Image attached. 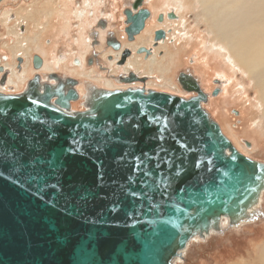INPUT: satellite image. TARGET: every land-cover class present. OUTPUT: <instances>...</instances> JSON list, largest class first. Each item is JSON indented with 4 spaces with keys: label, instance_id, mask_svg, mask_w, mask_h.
<instances>
[{
    "label": "water",
    "instance_id": "95a60500",
    "mask_svg": "<svg viewBox=\"0 0 264 264\" xmlns=\"http://www.w3.org/2000/svg\"><path fill=\"white\" fill-rule=\"evenodd\" d=\"M132 8L129 42L149 17ZM8 74L0 66V87ZM48 80L0 92V264H177L193 240L259 218L264 163L224 135L191 74L177 83L192 97L88 86L82 111L75 81Z\"/></svg>",
    "mask_w": 264,
    "mask_h": 264
},
{
    "label": "rangeland",
    "instance_id": "374dc122",
    "mask_svg": "<svg viewBox=\"0 0 264 264\" xmlns=\"http://www.w3.org/2000/svg\"><path fill=\"white\" fill-rule=\"evenodd\" d=\"M131 1L3 0L0 3V57L9 64H13L12 62L16 61L13 59V54L5 46L8 44L12 45L15 42V39L8 38L7 29L4 28L3 24V16L8 13L11 14L8 21L10 30L14 31L16 28L18 31L21 28L25 29L24 33L19 31L21 35H27L35 39L34 42L36 44L31 45L26 42L25 46L24 41L22 45L30 49V52L32 49L36 50L37 47L40 50H46L47 57L50 61L54 62L53 67L57 70L56 73L67 76L62 72V64L70 66L72 58L80 56L81 47H77V43L81 42L83 37L85 41L82 47L86 50L85 54L87 57L91 56L94 50H97L101 56L106 55L108 52L106 47L102 45L97 48L93 47V41L99 39V35L102 42L104 36L108 32H112L111 39L118 40L121 44L125 42V26L121 11L128 8V4ZM156 2L160 4L161 0H143V6L149 9L151 8L150 5ZM183 6H185V12L182 13L184 14L182 20H179V22L177 20L172 22L168 20L169 24L166 27L171 30L172 35L166 41L164 48L168 49L170 53L174 51L176 43L175 34L173 33L178 28L180 29L181 25L191 26L187 29L191 30L190 37L192 39L189 37V39L184 41L185 43H180L185 44V48L183 47L184 52L182 51V55L178 56L177 63L173 65V62H171L165 70V81L161 80L166 86L160 87L158 81L156 84V80H153V85L161 88L163 92L180 96L181 92L179 89L172 86L173 81L176 82L175 80L180 73L191 74L198 80L204 92L208 94L209 99L204 108L212 119L219 124L224 135L239 152L253 160L264 163V104L261 103L262 100L260 98L262 87L253 81L243 69L241 70L234 64H231L218 47L213 48L208 44L212 40V35L209 34L208 25L202 19L195 2L184 0ZM168 11L175 12L174 8H169L168 10H159L154 14L157 15ZM63 16L65 20L62 18ZM99 21L106 24V33L102 29L97 28ZM19 24L23 25L19 26ZM81 25L84 28L81 29ZM154 27L155 21L152 20L147 25V31L142 35L145 36L146 32L150 33ZM52 31L56 32V34L54 32L51 33ZM82 31L83 36L80 34ZM95 32H98L96 38L94 37ZM53 34L55 42L52 39ZM186 44L188 47L193 45V50L191 47L187 48ZM161 51L163 56L166 50L161 49ZM32 54L40 56L39 52ZM57 56H59V59H66L59 61L56 59ZM23 59L26 62L28 61L27 58L23 57ZM206 64H208L209 69L206 67ZM84 67L87 69V66ZM84 67L81 69H84ZM91 69L95 70L96 76H100L97 69ZM25 70L27 73H24L22 80L20 82L15 81L14 91L20 90L19 85L21 82L31 77L32 71L26 68V66L24 67ZM45 74L47 73H41L42 78ZM155 75L157 78L159 77V73ZM103 77H105L104 80L100 78L103 81L108 79L105 75ZM82 82V80H79L82 88H85V86H98L97 84H83ZM216 89L219 90L218 94L213 97L212 93ZM81 102V100H78L73 103L72 109L77 111L82 110L83 106ZM263 244L264 194L260 205V216L254 223L229 230L222 235H213L205 241L193 240L184 251L183 260L177 264H241L240 261L250 263L258 255V248Z\"/></svg>",
    "mask_w": 264,
    "mask_h": 264
},
{
    "label": "bare ground",
    "instance_id": "6f19581e",
    "mask_svg": "<svg viewBox=\"0 0 264 264\" xmlns=\"http://www.w3.org/2000/svg\"><path fill=\"white\" fill-rule=\"evenodd\" d=\"M192 1L195 2V4L198 6L199 13L201 14L202 19H204V21H206V24L208 25L209 34L212 35V40H210L208 44L213 48L218 47L219 50L225 54L226 59L231 64H234L235 66H237L241 70L243 69V71H245L247 73V75L253 79V81L257 82L258 85H260L262 87V90L260 93V95H261L260 98L262 100L261 103L264 104V0H192ZM183 2H184V0H161L160 4H157V2H156V3H153L152 5H150V7H152L153 12H157L159 10L160 11L161 10H168L169 8H174V11L179 14V16L177 14V16H178L177 22H179V20H182V18H184V16H183L184 14H182L185 12V6H183ZM58 11H57V13H58ZM9 15L11 16V14H8V13L4 14V16H3L4 17V23L3 24H4V28L7 29L8 38L15 39V42H14V44L12 43V45H10V44H8V45L4 44V45L6 46L7 50H9L11 54H13V59H16L17 57H24V58H27V60L29 61L32 58V53L39 52L41 58L43 59V67L39 71L35 70L36 74H38V73H40V74L41 73H47L48 74V73L56 72L57 70H55V68L53 67L54 62L52 60L51 61L49 60V58L47 57V51L46 50H40V48L37 47L36 50L32 49V51L30 52V49H28V48L24 47V45H22L24 41H25L24 42L25 46L27 43H30L31 45L36 44L34 42L35 39L30 38L27 35L26 36H23V34L21 35V33L17 30V28L14 31L10 30L9 23H8ZM152 15H153V13H152ZM165 21L166 22L164 25L165 26L164 29H166V25H167L166 24L167 20H165ZM174 21H176V20H174ZM57 24H59V23H57ZM183 24H184V22H183ZM20 25H23V24H19V26ZM64 27H65V24H64ZM190 27L187 25L186 26L181 25L180 29L178 28V30L175 33H173V34H175V43H176V47H175L173 52L170 53L168 51V49L164 48L165 42L168 41L170 36H171L170 34H168L167 38L163 42V44H160L159 47L157 46L158 48L155 49V52L152 53V55L150 56V58L147 61H144L143 57L142 58L137 57L134 54L127 60L126 65L123 67V69H125V71L134 70V71L140 72V73H142V74H144L150 78L155 73H159V77H161V79H163V81H165V70L167 69V67L170 65L171 62H173V65H174L175 61L178 59V56L182 53L183 47L185 46L184 41L189 39L190 34H191V30L187 29ZM46 28H47V26H46ZM51 30H52V28H51ZM58 31H60V30H58ZM64 31H66V30H64ZM145 31H147V29H145ZM166 31H167V29H166ZM53 32L54 31H52L51 33H53ZM54 34H56V32H54ZM54 34L52 35L53 41H54ZM57 35H59V34H57ZM149 35L150 34L146 32L145 36L142 35L139 39H136L137 42L135 41L136 43L134 45H128V46H130L132 48V50L135 51L137 47H142V46L146 47V46L150 45L151 38L149 39ZM102 38H103V36H102ZM190 38L192 39V37H190ZM194 39H196V38H194ZM82 41H85L84 37H83ZM181 42H184L183 43L184 45L180 44ZM38 44H39V42H38ZM83 45L84 44H82V45L79 44V48L80 47L81 48H80V54H79L80 56H78V57L79 58L81 57V59H84L86 57V54H85L86 50L82 47ZM192 46H189V47H191V49H192L193 48ZM42 47H43V45H42ZM189 47L187 45V48H189ZM161 49H165L166 53L164 54L165 56L163 55V56L159 57L158 52ZM110 54L113 55L115 60L118 58V54L116 52L110 51ZM198 54H199V52H198ZM104 57H105V55H104ZM115 60L111 63L108 62L109 67L115 65ZM199 62H201V61H199ZM6 63H3V65L6 68L12 67V68H9L11 70V72H10V76L8 78L7 83L9 84V86H14L15 85L14 83H16L15 81L20 82L23 78L24 73H27V71L25 70L24 72H22L20 74L18 72V74H17L15 72V70L13 69V66H14L13 64H15L16 62L15 61L12 62L13 64H9V63L6 64ZM206 67L209 69L208 64H206ZM198 68H200V67H198ZM62 70L64 72L66 71L69 75H73L77 80H82L83 84H92L93 83V84H97L98 86H102V87H113V86H115V84H113L112 81H108V80L103 81L104 78L101 75L96 76L95 70H93L91 68L87 69V71L83 72L84 69H76L75 66L73 68L71 65L68 66L67 64H62ZM112 71L116 72V69L112 68ZM159 77L157 78L156 81H159ZM100 78H102L103 80H101ZM149 81H150L149 83L152 82L151 80H149ZM168 81H169V79H168ZM160 85L166 86L165 84H162V83ZM25 86H26V84H25ZM25 86H24V88H25ZM80 86L81 87H79V91L82 92V90H83L82 85H80ZM172 86L175 88L177 87L175 83H173ZM24 88H22V90L14 93V94H18V93L22 92L24 90ZM80 92H79V94H80ZM84 93H85V91H84ZM83 95H81L80 97H82ZM258 249H259L258 255H256L255 259H253L250 263H246L243 261H240V263L241 264H264V244L261 247H259Z\"/></svg>",
    "mask_w": 264,
    "mask_h": 264
},
{
    "label": "flooded vegetation",
    "instance_id": "af4514ba",
    "mask_svg": "<svg viewBox=\"0 0 264 264\" xmlns=\"http://www.w3.org/2000/svg\"><path fill=\"white\" fill-rule=\"evenodd\" d=\"M133 5H138V9L137 10H139V9H146V10H148V12H149V17H148V19L145 21V25H144V29H143V31L138 35V36H136L135 38H134V40L132 41V42H129L128 40H127V37H126V35L124 34V38H125V44H121L118 40H114V39H111V37H112V32H108L105 36H104V40L101 42V37H100V35H99V39H96V40H94L93 41V47L94 48H97V47H99L100 45H102L103 47H106V50H108V52L106 53V55H105V57H104V55H102L101 56V54L97 51V50H94L93 51V54H91V56H86L84 59H81V58H79V57H75V58H73L72 60H71V66H73V68H74V66H75V68L76 69H78V67H79V69H81V68H83L84 66H87V69H90V68H95V69H97V71L99 72V74L103 77V75H105V76H107V78L108 79H106V80H108V81H112L113 82V84H115V86H113V87H102V86H96L97 88H101V89H107V90H114V89H128V88H133V89H144V90H153V91H159V90H161V88H159V87H157L156 85H153L154 84V81L155 80H157V76L154 74L151 78L150 77H148V76H146V75H144V74H142V73H140V72H136V71H134V70H128V71H125V69H123V67L126 65V62H127V60L132 56V55H134V53L136 54V56H138V57H143V60L144 61H147L149 58H150V56L152 55V53H154L155 52V49H157L159 46H160V44H163V42L166 40V38H167V35L168 34H170V35H172L171 34V30H169V28H167L166 27V29H167V31H166V29H164V25H165V20H167V23L166 24H169L168 22V20H170L169 18H168V15L170 14V12L171 13H174L175 15H176V19H173V20H171V22L172 21H174V20H177L178 19V16H177V14H176V12H172V11H169V12H164V13H160V14H157V15H154V13H156V12H153L152 11V7L151 8H146V7H144L143 6V0H132L131 1V3H129L128 4V8H125V9H129V10H131L133 13H135L136 11L135 10H133ZM124 9V10H125ZM124 10H122L121 11V15H122V17H123V22H124V15H123V12H124ZM158 12V11H157ZM163 12V11H162ZM152 13H153V15H152ZM152 15V16H151ZM9 17H10V15H9ZM13 18V17H12ZM11 18V19H12ZM65 17L63 16V19H64ZM151 18V19H150ZM65 20V19H64ZM152 20H154L155 21V27L150 31V35H149V39L151 38V41H150V45H148V46H146V47H144V46H142L143 48H145V50L147 51V52H143V53H141V54H137L136 53V50L137 49H139V48H141V47H137L136 48V50L135 51H133L132 50V48L130 47V46H128V45H134L136 42H137V40L136 39H139L142 35L141 34H143V32L145 31V29H148L147 28V25L152 21ZM149 22V23H148ZM164 23V24H163ZM84 24V23H83ZM124 24V23H123ZM21 26V25H20ZM80 28L82 29V28H84L83 27V25H81L80 26ZM97 28L98 29H102L103 30V32H105V30H106V24H104L102 21H99V23H98V26H97ZM163 29V30H162ZM158 30H162V31H164V34H165V37H164V39L161 41H157L156 43L154 42V33L156 32V31H158ZM169 30V31H168ZM19 31L21 32V33H24L25 32V29L23 30L22 28L21 29H19ZM97 33L98 32H95L94 33V37L96 38L98 35H97ZM106 33V32H105ZM80 34L83 36V31L82 32H80ZM152 34V35H151ZM170 39V38H169ZM136 41V42H135ZM55 42V41H54ZM83 42L84 41H81V42H79L78 44H77V47H79V44L80 45H82L83 44ZM166 43V42H165ZM125 45V46H124ZM158 46V47H157ZM110 51H112V52H116L117 54H118V58L115 60L114 59V57H113V55H111L110 54ZM127 51H129L130 52V55L129 56H127L125 59H124V61H123V63H121L122 62V53H123V55L124 54H126V52ZM162 51L160 50L159 52H158V54H159V57H161L162 56ZM35 55H37V54H32V58L29 60V61H27V62H25V60L23 59V57H17L15 60V64H13L14 66H13V69L15 70V72L18 74V72H19V74L20 73H22V72H24V67L26 66V68H29V69H31L30 71H32V74H31V77L30 78H28V80H30L31 78H32V76H34V74H36V72H35V70L33 69V57L35 56ZM37 56H39V55H37ZM40 58H41V56H39ZM104 57V58H103ZM8 58V57H7ZM42 59V58H41ZM57 59L59 60V61H63L64 59H66V58H61V59H59V56H57ZM20 60V61H19ZM105 60V61H104ZM115 60V65H113V66H110L109 67V63H111V62H113ZM178 60V59H177ZM177 60L175 61V63H177ZM7 61L6 60H3L1 57H0V66L1 67H4V70H6V71H8L9 72V74L7 75V81H6V84L4 85V86H2V87H0V92L2 91V93H5V94H14V93H16V92H19L22 88H24V86H25V84H26V82L28 81L27 79L26 80H24L23 82H21V84H20V90H15L14 91V86H9V84L7 83L8 82V78H9V76H10V72H11V70L9 69V68H12V67H9V68H6L4 65H3V63H6ZM30 62V63H29ZM42 62H43V59H42ZM109 62V63H108ZM8 63V62H7ZM6 63V64H7ZM31 66V67H30ZM43 67V66H42ZM112 68H115L116 69V72H113L112 71ZM87 69L84 67V70H83V72L84 71H87ZM41 70V69H40ZM62 72L64 73V74H66L67 76H62V75H59V74H57L56 72H52V73H48V74H45L44 75V77L42 78V76H41V74H39L40 75V77H41V80L43 81V82H47V83H49V84H54V82L53 81H50V80H48V76L50 75V74H56L57 76H59L60 78H63V79H72L73 81H75L76 82V85H75V89H76V91L78 92L79 91V87H81L80 85L81 84H79V80H77L76 78H74V76L73 75H69L66 71L64 72L63 70H62ZM34 73V74H33ZM130 74H133L134 76H135V81H133L132 83H130V84H124V83H121L122 82V80L123 79H129V76H130ZM185 74H189V73H185ZM155 77V78H154ZM178 77V76H177ZM103 78H105V77H103ZM149 80H151L152 82L151 83H149L150 81ZM154 80V81H153ZM162 80H161V77H159V86L160 87H163L162 85H160L162 82H161ZM176 82H174L173 81V83H175L176 84V88L177 89H179V91L181 92V94H180V96L181 97H184V98H189V97H192V96H194V94H191V93H186V92H184L181 88H180V86L178 85V83H177V78H176V80H175ZM88 82V81H87ZM157 82V81H156ZM199 83V82H198ZM23 84V85H22ZM120 84V85H119ZM148 84V85H147ZM157 84V83H156ZM162 84H165V83H162ZM166 85V84H165ZM199 86H200V84H199ZM88 87V86H87ZM86 86H85V88H82L83 90H82V92H80V94L81 95H85V93H86V88H87ZM78 88V89H77ZM201 88V87H200ZM17 89V88H16ZM202 89V88H201ZM216 90H218V89H216ZM84 91H85V93H84ZM202 91L204 92V90L202 89ZM219 91V90H218ZM79 92H78V94H79ZM159 92H163L162 90L161 91H159ZM79 94V99L78 100H81L82 102H83V97H84V95L82 96V97H80L81 95ZM207 94V93H206ZM208 95V94H207ZM179 96V95H178ZM208 99H209V96H208ZM77 100V101H78ZM76 101V102H77ZM81 102V103H82ZM75 103V102H74ZM72 105H73V103H71V108H72ZM82 110H84V108L82 109ZM82 110H79V111H82Z\"/></svg>",
    "mask_w": 264,
    "mask_h": 264
}]
</instances>
